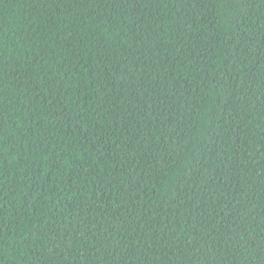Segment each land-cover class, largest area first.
I'll return each instance as SVG.
<instances>
[{
    "label": "trees",
    "instance_id": "trees-1",
    "mask_svg": "<svg viewBox=\"0 0 264 264\" xmlns=\"http://www.w3.org/2000/svg\"><path fill=\"white\" fill-rule=\"evenodd\" d=\"M0 264H264V0H0Z\"/></svg>",
    "mask_w": 264,
    "mask_h": 264
}]
</instances>
